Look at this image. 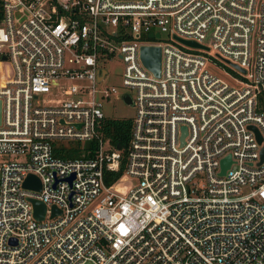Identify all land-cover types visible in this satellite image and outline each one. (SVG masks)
<instances>
[{
	"label": "built area",
	"instance_id": "obj_1",
	"mask_svg": "<svg viewBox=\"0 0 264 264\" xmlns=\"http://www.w3.org/2000/svg\"><path fill=\"white\" fill-rule=\"evenodd\" d=\"M115 58L133 96L105 82ZM114 96L135 111L124 154L102 133ZM262 150L264 0H0V264H264Z\"/></svg>",
	"mask_w": 264,
	"mask_h": 264
},
{
	"label": "water",
	"instance_id": "obj_2",
	"mask_svg": "<svg viewBox=\"0 0 264 264\" xmlns=\"http://www.w3.org/2000/svg\"><path fill=\"white\" fill-rule=\"evenodd\" d=\"M158 37L159 35H155ZM149 37H153V35H149ZM175 41H177L179 44L193 50H207L204 46H201L198 43H195L193 41H185L180 38H174ZM139 57L141 60L142 65L152 73V75L156 78H160L161 74V49L160 47L156 46H142L139 51ZM230 65V64H229ZM234 69L239 70L237 66L231 65ZM125 101L127 104H130V99L128 97L125 98ZM257 134L258 140L261 141V138L256 130H254ZM119 150V147H117ZM263 152L262 150L261 155L263 157ZM230 165V158H226L222 160L221 162V173L220 175L223 176L225 174L226 169ZM24 187L28 189H32L34 191H39L40 190V185L39 181L32 175L28 176L27 179L24 182ZM33 207H34V216L35 218L40 221L44 218L45 215V206L35 200H31Z\"/></svg>",
	"mask_w": 264,
	"mask_h": 264
},
{
	"label": "trees",
	"instance_id": "obj_3",
	"mask_svg": "<svg viewBox=\"0 0 264 264\" xmlns=\"http://www.w3.org/2000/svg\"><path fill=\"white\" fill-rule=\"evenodd\" d=\"M54 3L55 0H50ZM196 52V51H191ZM132 126L131 119H114V118H105L102 122V133L103 136L109 140L111 145L115 148L119 147V150L124 154L126 152L129 139H130V130ZM89 146V145H88ZM93 147V146H92ZM91 147V149H92ZM88 148L87 145L85 147ZM90 148V147H89ZM55 155L61 159H75L79 158L82 155L80 145H71L69 149L61 151L58 149L55 151ZM124 163V158L122 160ZM123 168L121 167L118 172H112L105 175V183L111 185L117 181L122 175Z\"/></svg>",
	"mask_w": 264,
	"mask_h": 264
},
{
	"label": "rangeland",
	"instance_id": "obj_4",
	"mask_svg": "<svg viewBox=\"0 0 264 264\" xmlns=\"http://www.w3.org/2000/svg\"><path fill=\"white\" fill-rule=\"evenodd\" d=\"M162 38L164 39L165 36L162 35ZM204 45L208 46V41H206ZM103 67L108 72V75L105 80L107 84L116 86L119 89L120 94H123L124 92H126V93L131 94L132 96L134 95V92L125 90L121 87V74L123 70V63L121 60L115 58L112 61L104 64ZM210 69L213 72L216 70L217 73L219 72L218 73L219 76L228 80L223 75V72H221V70H217L214 66H211V65H210ZM103 112L106 117L114 118V119H133L134 113H135L132 106L124 103L122 98H120L119 96H114L110 102H105ZM120 185L122 188L121 191H126V186L130 185V180L124 177Z\"/></svg>",
	"mask_w": 264,
	"mask_h": 264
}]
</instances>
